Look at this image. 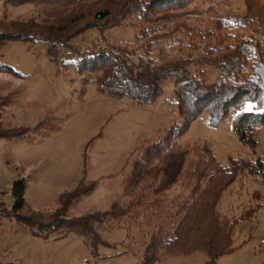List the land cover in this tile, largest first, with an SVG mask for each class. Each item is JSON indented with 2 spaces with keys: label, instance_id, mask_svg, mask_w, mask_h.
I'll use <instances>...</instances> for the list:
<instances>
[{
  "label": "trees",
  "instance_id": "1",
  "mask_svg": "<svg viewBox=\"0 0 264 264\" xmlns=\"http://www.w3.org/2000/svg\"><path fill=\"white\" fill-rule=\"evenodd\" d=\"M0 1L13 6H45L42 13L26 19L0 20V48L12 41H46L52 59L58 58L60 44H68L87 29L103 33L136 14L142 24L141 54L105 42L77 51L78 58L67 66L85 75V81L96 83L101 94L115 100L127 97L138 106L153 102L161 94L165 79L174 77L177 108L176 121L132 162L123 179L126 203L116 199L108 209L68 216L69 209L97 186L96 180L80 179L57 196L54 209L36 210L25 200V180L18 178L11 189L14 202L5 215L42 239L53 234H76L84 239L92 255H97L99 245L108 244L98 231L107 220L117 222L129 215L141 218L145 224L152 223V228L145 234L138 264H155L164 254L194 252H203L206 264H217L218 257L233 251L236 219L223 216L217 205L223 191L240 174H260L264 178V162L260 158L229 157L222 165L206 141L185 146H175L174 142L206 111L212 126L233 115L240 140L255 147L253 133L264 124V0H243L242 12L217 10L212 24L204 28L180 20L192 13L187 7L194 0ZM162 41H175L185 51L175 58L154 59L152 50ZM193 64L210 67L216 75L208 80L193 74ZM0 72L19 74L3 62ZM3 105L0 103V138L24 136L29 128L3 124ZM178 174L184 191L171 200L166 189L171 188Z\"/></svg>",
  "mask_w": 264,
  "mask_h": 264
},
{
  "label": "rangeland",
  "instance_id": "2",
  "mask_svg": "<svg viewBox=\"0 0 264 264\" xmlns=\"http://www.w3.org/2000/svg\"><path fill=\"white\" fill-rule=\"evenodd\" d=\"M44 7L32 3L13 6L0 1V20L26 19L42 13ZM243 8V0H194L187 7L192 13L180 20L204 28L212 24L215 11L242 12ZM139 21L133 14L103 33L89 28L68 44H60L57 59L48 54L46 41H12L0 48V62L19 73L0 72V103L5 104L2 122L29 128L22 137L0 138V189L8 207L14 202L13 182L23 178L19 177L23 172L28 175L23 178L24 197L36 210L54 209L57 196L80 179L96 180L97 186L69 209L68 216L108 209L116 199L128 201L123 195V179L132 162L177 119L174 77L165 79L161 94L153 102L138 106L127 97L115 100L101 94L96 83L85 81V75L67 65L78 58L77 51L105 42L141 54ZM184 51L175 41H162L153 48L152 57L166 60ZM191 69L208 80L216 75L210 67L193 64ZM233 118L229 115L221 124L212 126L203 111L174 145L206 141L222 165L228 163L229 157L260 158L264 162V124L254 131L256 144L252 148L240 140ZM39 121L42 124L33 129ZM184 165L178 166V173ZM180 179L178 174L171 188L166 189L171 200L184 191ZM217 209L228 219H236L233 251L218 257L217 264H264V178L260 174H240L223 191ZM151 224L131 215L117 222L107 220L98 231L110 243L98 246V256H93L83 239L74 234L33 237L32 264H138ZM206 259L203 252H194L155 264H206Z\"/></svg>",
  "mask_w": 264,
  "mask_h": 264
},
{
  "label": "crops",
  "instance_id": "3",
  "mask_svg": "<svg viewBox=\"0 0 264 264\" xmlns=\"http://www.w3.org/2000/svg\"><path fill=\"white\" fill-rule=\"evenodd\" d=\"M19 177L26 179L25 177H28V175L26 176L23 172ZM0 196L2 197L0 199V264H32L31 242L32 238L36 236L29 227L17 222L13 217L5 215V210H9L10 207H8L4 199V192L1 189ZM38 238L42 239L40 237ZM93 256H98V252L97 255ZM35 257H38L37 252ZM39 257L41 258L42 256L39 255ZM170 258L171 256L164 255L159 262L164 261L167 263L170 261Z\"/></svg>",
  "mask_w": 264,
  "mask_h": 264
},
{
  "label": "snow or ice",
  "instance_id": "4",
  "mask_svg": "<svg viewBox=\"0 0 264 264\" xmlns=\"http://www.w3.org/2000/svg\"><path fill=\"white\" fill-rule=\"evenodd\" d=\"M248 110H251L250 108Z\"/></svg>",
  "mask_w": 264,
  "mask_h": 264
}]
</instances>
